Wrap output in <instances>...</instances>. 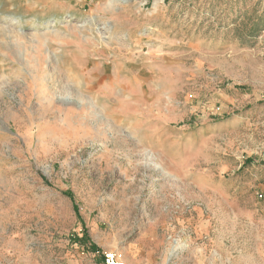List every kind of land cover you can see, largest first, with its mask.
Listing matches in <instances>:
<instances>
[{
  "label": "rangeland",
  "instance_id": "374dc122",
  "mask_svg": "<svg viewBox=\"0 0 264 264\" xmlns=\"http://www.w3.org/2000/svg\"><path fill=\"white\" fill-rule=\"evenodd\" d=\"M108 252L264 264V0H0V264Z\"/></svg>",
  "mask_w": 264,
  "mask_h": 264
},
{
  "label": "built area",
  "instance_id": "2783aa9c",
  "mask_svg": "<svg viewBox=\"0 0 264 264\" xmlns=\"http://www.w3.org/2000/svg\"><path fill=\"white\" fill-rule=\"evenodd\" d=\"M105 264H125L114 252H108L104 258Z\"/></svg>",
  "mask_w": 264,
  "mask_h": 264
},
{
  "label": "trees",
  "instance_id": "16d2710c",
  "mask_svg": "<svg viewBox=\"0 0 264 264\" xmlns=\"http://www.w3.org/2000/svg\"><path fill=\"white\" fill-rule=\"evenodd\" d=\"M87 240V237H85V238H82V239H80V240H78V241H80L81 243H83L84 241H86ZM92 251H96V249H95V246L92 244V246H91V248H90Z\"/></svg>",
  "mask_w": 264,
  "mask_h": 264
}]
</instances>
